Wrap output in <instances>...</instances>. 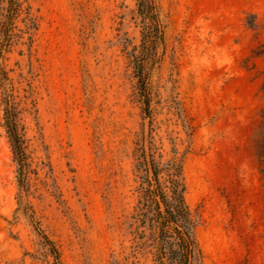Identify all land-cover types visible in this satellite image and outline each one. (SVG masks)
I'll list each match as a JSON object with an SVG mask.
<instances>
[{"label": "rangeland", "instance_id": "1", "mask_svg": "<svg viewBox=\"0 0 264 264\" xmlns=\"http://www.w3.org/2000/svg\"><path fill=\"white\" fill-rule=\"evenodd\" d=\"M18 1L0 0V264H54L45 235L61 264H155L128 225L144 137L183 160L203 264H264V0L146 19L138 0Z\"/></svg>", "mask_w": 264, "mask_h": 264}, {"label": "trees", "instance_id": "2", "mask_svg": "<svg viewBox=\"0 0 264 264\" xmlns=\"http://www.w3.org/2000/svg\"><path fill=\"white\" fill-rule=\"evenodd\" d=\"M138 1L144 18L151 16L154 0ZM14 4L20 6L18 0H11V7ZM9 107L6 109L7 126L22 167L25 152L20 144L15 113ZM137 150L138 167L143 173L138 203L128 223L134 235L135 254L152 255L155 264H203L196 234L197 218L186 197L183 160L173 157L163 162L157 156L156 143L152 139L147 141L146 137ZM45 238L55 257L54 264H61L58 247L48 235Z\"/></svg>", "mask_w": 264, "mask_h": 264}]
</instances>
